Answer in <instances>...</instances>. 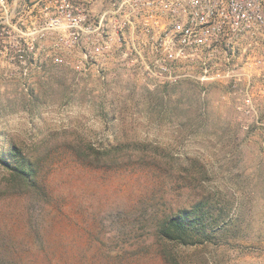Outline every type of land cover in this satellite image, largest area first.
<instances>
[{
  "label": "rangeland",
  "instance_id": "1",
  "mask_svg": "<svg viewBox=\"0 0 264 264\" xmlns=\"http://www.w3.org/2000/svg\"><path fill=\"white\" fill-rule=\"evenodd\" d=\"M53 39L26 67L0 59V264H169L164 247L177 264H264L257 67L238 81L254 86L250 107L228 78L160 82L115 39L89 59ZM9 143L37 164V194L8 191ZM197 204L213 241L158 240L160 219Z\"/></svg>",
  "mask_w": 264,
  "mask_h": 264
},
{
  "label": "built area",
  "instance_id": "2",
  "mask_svg": "<svg viewBox=\"0 0 264 264\" xmlns=\"http://www.w3.org/2000/svg\"><path fill=\"white\" fill-rule=\"evenodd\" d=\"M104 3L96 14L86 0H0V59L26 67L51 36L68 49L84 43L89 59L115 39L139 74L160 82L228 78L253 107V84L248 80L240 89L238 81L251 76V63L264 78V0Z\"/></svg>",
  "mask_w": 264,
  "mask_h": 264
},
{
  "label": "trees",
  "instance_id": "3",
  "mask_svg": "<svg viewBox=\"0 0 264 264\" xmlns=\"http://www.w3.org/2000/svg\"><path fill=\"white\" fill-rule=\"evenodd\" d=\"M101 152H97V156ZM96 161L95 159H92ZM1 162L8 171V191L13 193L32 192L41 190L39 180V169L37 164L28 158L21 148L15 143H9L4 152ZM204 208L197 204L194 208H181L157 222L156 235L158 240L164 244L180 243L183 245H195L205 241H213L215 234L208 231V225L204 215ZM215 227L212 231L227 229L228 222L225 220H214ZM161 253L169 264H177L175 256L167 247L162 248Z\"/></svg>",
  "mask_w": 264,
  "mask_h": 264
},
{
  "label": "crops",
  "instance_id": "4",
  "mask_svg": "<svg viewBox=\"0 0 264 264\" xmlns=\"http://www.w3.org/2000/svg\"><path fill=\"white\" fill-rule=\"evenodd\" d=\"M86 1H89L92 4V6H97V5L100 6L101 4H103L104 0H86Z\"/></svg>",
  "mask_w": 264,
  "mask_h": 264
}]
</instances>
